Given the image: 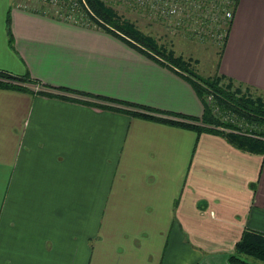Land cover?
Masks as SVG:
<instances>
[{"label":"crops","instance_id":"crops-1","mask_svg":"<svg viewBox=\"0 0 264 264\" xmlns=\"http://www.w3.org/2000/svg\"><path fill=\"white\" fill-rule=\"evenodd\" d=\"M144 20L183 59L210 51L200 76L264 93V0L237 1L218 57L200 42L183 56ZM123 36L0 0V71L32 79L0 88V264H228L244 230L264 234V155L115 102L203 111L182 72Z\"/></svg>","mask_w":264,"mask_h":264},{"label":"trees","instance_id":"trees-1","mask_svg":"<svg viewBox=\"0 0 264 264\" xmlns=\"http://www.w3.org/2000/svg\"><path fill=\"white\" fill-rule=\"evenodd\" d=\"M87 2L95 14L111 28L102 24H99L100 26H104L106 30L113 34H117L118 31L124 35L125 40L133 41L138 43L141 48H145L149 56L153 58L158 56L160 57V59L157 58L158 61L182 71V74H185L186 80L203 103V113L200 117L188 116L192 121L199 123H183L157 117L150 113L156 112L155 109L144 105L118 100L115 102L144 110L143 112L129 111L131 115L178 125L191 129L197 134L202 132L216 133L225 137L229 143L240 150L264 155V100L261 97L251 98L250 95L242 93L243 86L241 84H235L232 79L222 74L215 73L212 77L199 76L191 67L190 60L183 59L182 56L175 55L172 50L158 44L155 38L136 29L127 19L125 20L122 16L116 15L112 9L106 7L100 0H87ZM7 22L9 24V19H7ZM9 29L10 27H8V32ZM31 81L32 79L28 74L17 76L0 71V88L18 87L19 85L14 83H31ZM209 95H212L213 100L208 103L205 98ZM111 101L113 100L111 99ZM229 114H232L237 122H234ZM227 116L228 118L225 119ZM250 258L264 263V234L244 230L234 246V252L228 256V264H252L249 261Z\"/></svg>","mask_w":264,"mask_h":264},{"label":"built area","instance_id":"built-area-1","mask_svg":"<svg viewBox=\"0 0 264 264\" xmlns=\"http://www.w3.org/2000/svg\"><path fill=\"white\" fill-rule=\"evenodd\" d=\"M120 1L127 7L140 10L143 17L152 24L157 23L166 36L190 37L200 43L222 47L238 0ZM13 6L85 27L102 24L111 28L96 16L87 0H13ZM208 97L210 100L212 95Z\"/></svg>","mask_w":264,"mask_h":264},{"label":"rangeland","instance_id":"rangeland-1","mask_svg":"<svg viewBox=\"0 0 264 264\" xmlns=\"http://www.w3.org/2000/svg\"><path fill=\"white\" fill-rule=\"evenodd\" d=\"M106 7L112 9L116 15H119V16H122V18H124L125 20L127 19L136 29H139L142 33H148L146 32V28H145V25H148L147 22L144 20L143 18V15L141 13L140 10L136 11V9H132L130 7H127L124 5L123 2H121L120 0H100ZM90 6V5H89ZM91 8V7H90ZM92 9V8H91ZM93 10V9H92ZM94 12V11H93ZM95 13V12H94ZM97 16V15H96ZM98 17V16H97ZM99 18V17H98ZM144 21V22H143ZM149 22V21H148ZM151 23V22H149ZM159 26V25H158ZM158 26H155L154 28H152L153 31L156 30V27ZM160 27V26H159ZM146 35H150L149 33L146 34ZM152 38H155L156 41L158 42L159 39H158V35H150ZM171 37H176V36H171ZM177 44L173 47V50H175L177 53L178 51L177 50H181V51H184V54L183 56H185V52H189V49H185L187 47V45L189 46L190 44H194V45H198L199 42L193 40L192 38L190 37H183V36H180L179 38H177ZM135 43V42H134ZM203 43V42H201ZM138 44V43H137ZM159 44V43H158ZM203 46V45H202ZM167 47H171L170 45H167ZM220 47L217 46V45H213V46H210L208 47L207 49L211 50L212 52H214V57H218L217 56V53L218 51L220 50L219 49ZM202 50L198 51L200 53V56L201 57H198V59L196 58H192L190 60L191 62V67L196 71V70H199V72H201V74H205L206 72H209L210 70V66H211V63L210 65L208 64V62L205 60L206 57H208L207 55H205L204 57V54H208L210 53V51L208 52V50H206V48H201ZM198 54V53H197ZM210 55V54H209ZM208 58H211L210 56ZM199 62L200 64L199 65H196V63ZM179 72H182L178 69ZM185 76V74H184ZM200 76V75H199ZM213 76V75H212ZM211 76V77H212ZM186 79V77H184ZM41 87H39L40 89ZM247 88L245 87H242V93H246L248 94L249 97L251 98H255V97H261L262 100H264V93H259V92H256V91H253V90H245ZM199 98V97H198ZM200 99V98H199ZM205 100L209 103L213 100V98H211L209 100V97L206 96ZM201 101V100H200ZM202 103V102H201ZM125 105V104H124ZM203 105V103H202ZM130 107V106H129ZM147 107V106H146ZM130 108H135V107H130ZM150 108V107H149ZM136 109V108H135ZM138 109V108H137ZM156 112H150L152 113L153 115L155 114H161V112H158L157 110H155ZM216 111V110H214ZM203 113V111H202ZM228 114V113H227ZM231 115L230 118H232V120L234 122H237V119L232 115V114H229ZM156 116V115H155ZM177 116V115H175ZM159 117V116H157ZM228 118L225 117V119ZM186 121H188V123H199L197 121H192L190 118L189 119H186ZM201 124V123H200ZM249 261L252 263V264H264L263 262L259 261V260H254L252 258L249 259Z\"/></svg>","mask_w":264,"mask_h":264}]
</instances>
